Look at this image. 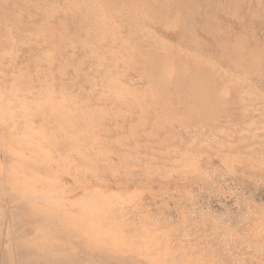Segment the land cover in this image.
<instances>
[{
  "label": "rangeland",
  "instance_id": "374dc122",
  "mask_svg": "<svg viewBox=\"0 0 264 264\" xmlns=\"http://www.w3.org/2000/svg\"><path fill=\"white\" fill-rule=\"evenodd\" d=\"M0 264H264V0H0Z\"/></svg>",
  "mask_w": 264,
  "mask_h": 264
},
{
  "label": "bare ground",
  "instance_id": "6f19581e",
  "mask_svg": "<svg viewBox=\"0 0 264 264\" xmlns=\"http://www.w3.org/2000/svg\"><path fill=\"white\" fill-rule=\"evenodd\" d=\"M84 2H86V1H84ZM104 35H105V34H104ZM102 36H103V35H102ZM101 38H102V37H101ZM112 38H114V37H112ZM112 38H111V39H112ZM88 39H89V38H88ZM116 39H117V38H116ZM117 40H118V39H117ZM100 41H101V40H100ZM112 41H113V40H112ZM240 87H241V86H240ZM97 90H98V89H97ZM241 97H242V96H241ZM241 135H242V134H241Z\"/></svg>",
  "mask_w": 264,
  "mask_h": 264
}]
</instances>
